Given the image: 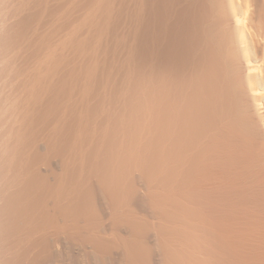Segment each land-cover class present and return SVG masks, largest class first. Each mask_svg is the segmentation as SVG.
Masks as SVG:
<instances>
[{
    "label": "bare ground",
    "instance_id": "bare-ground-1",
    "mask_svg": "<svg viewBox=\"0 0 264 264\" xmlns=\"http://www.w3.org/2000/svg\"><path fill=\"white\" fill-rule=\"evenodd\" d=\"M151 235L264 264V0H0V264Z\"/></svg>",
    "mask_w": 264,
    "mask_h": 264
},
{
    "label": "rangeland",
    "instance_id": "rangeland-1",
    "mask_svg": "<svg viewBox=\"0 0 264 264\" xmlns=\"http://www.w3.org/2000/svg\"><path fill=\"white\" fill-rule=\"evenodd\" d=\"M144 213H145V211H144ZM154 236V237H153ZM153 238V239H152ZM155 238V239H154ZM149 239H151L150 240V242H151V244H152V247H153V249L155 250V253L154 254H156V255H154L153 256V258H154V260H155V262H154V264H163V259H162V254H158L159 252H161V251H159L160 249H157V247L159 246L158 244H157V241L158 240H156V236L155 235H151L150 237H149ZM155 242H156V244H155ZM155 245H157V246H155ZM158 248H160V247H158ZM90 249H93V248H90ZM120 249V251H118ZM118 250H112V252H110L109 254H105L106 256H105V260H107L106 262H108V260H109V264L111 263V264H126V262H125V259H124V257L122 256V255H124V251H123V248L121 249V248H119ZM157 251H159V252H157ZM62 255H61V254ZM59 253V255H58V257H61V258H59V260L58 261H56V260H50V261H48V264H59V261L61 262V264H94V262H96V255L95 254H93V253H91V254H89V253H85V254H88V255H85L84 254V251L82 252V253H74V251H72V250H70V249H64V250H62V252H60ZM73 253V254H72ZM82 254V255H81ZM84 255V256H83ZM89 255L90 256H92V257H90V260H89ZM117 257H116V256ZM157 255H160V257H161V259H160V257L158 258L157 257ZM86 256V257H85ZM159 259V260H161L162 261V263H161V261H159L158 259H156V257ZM80 257V258H79ZM121 257V258H120ZM77 258V259H76ZM91 258H93V260L91 261ZM115 258V259H114ZM119 258V259H118ZM65 259V260H64ZM73 259H74V261H73ZM95 259V260H94ZM124 259V260H123ZM87 260V261H86ZM56 261V262H55ZM53 262V263H52ZM66 262V263H65Z\"/></svg>",
    "mask_w": 264,
    "mask_h": 264
}]
</instances>
